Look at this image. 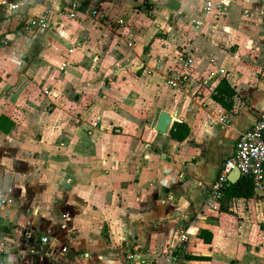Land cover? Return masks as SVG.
<instances>
[{
    "label": "crops",
    "instance_id": "crops-1",
    "mask_svg": "<svg viewBox=\"0 0 264 264\" xmlns=\"http://www.w3.org/2000/svg\"><path fill=\"white\" fill-rule=\"evenodd\" d=\"M69 1L0 4V264H264V188L229 212L209 194L264 110V0H92L73 18ZM161 111L189 136L156 131Z\"/></svg>",
    "mask_w": 264,
    "mask_h": 264
},
{
    "label": "built area",
    "instance_id": "built-area-1",
    "mask_svg": "<svg viewBox=\"0 0 264 264\" xmlns=\"http://www.w3.org/2000/svg\"><path fill=\"white\" fill-rule=\"evenodd\" d=\"M31 2L32 0H0V4H3L10 13L24 12ZM79 6V0L69 1L64 10L69 17L73 18L85 13V11L79 9ZM204 7L209 11L211 8L210 1H206ZM95 13L96 11H92V14ZM178 78H171L168 80V84L177 86L176 80ZM234 168L239 171L240 176L252 178L255 191L264 188V110L252 125L238 136L234 153L221 163L217 176L209 190L211 196L218 198L222 195L223 187L229 182L228 175ZM8 202L9 198L4 192L0 191V218L2 217V210ZM41 241L45 243L48 240L46 237H41ZM134 256L128 254L130 259ZM169 262L175 264L171 256H169Z\"/></svg>",
    "mask_w": 264,
    "mask_h": 264
},
{
    "label": "trees",
    "instance_id": "trees-1",
    "mask_svg": "<svg viewBox=\"0 0 264 264\" xmlns=\"http://www.w3.org/2000/svg\"><path fill=\"white\" fill-rule=\"evenodd\" d=\"M81 11H85L92 0H79ZM168 6L173 9L178 8V3L174 0H168ZM236 91L233 86L229 84L225 77H221L218 84L215 86L214 91L211 94L212 99L218 102L222 107L230 110L233 106V97ZM13 121L6 115H0V131L8 133L12 126ZM169 136L176 140L182 141L186 139L190 134L189 126L184 122L174 121L168 130ZM255 195L253 180L249 176H241L237 181L231 183L230 181L222 189V195L218 197L219 209L221 211L229 212L232 209V201L235 198H251ZM204 242L209 243L212 238V234L203 229L198 234ZM192 259H202L203 257H191Z\"/></svg>",
    "mask_w": 264,
    "mask_h": 264
},
{
    "label": "water",
    "instance_id": "water-1",
    "mask_svg": "<svg viewBox=\"0 0 264 264\" xmlns=\"http://www.w3.org/2000/svg\"><path fill=\"white\" fill-rule=\"evenodd\" d=\"M170 123H171V116L168 112L166 111H161L158 117V120L155 125V130L160 132V133H167V131L170 128ZM240 178L239 171L234 168L228 175V180L231 183H234ZM264 182V180H263Z\"/></svg>",
    "mask_w": 264,
    "mask_h": 264
}]
</instances>
